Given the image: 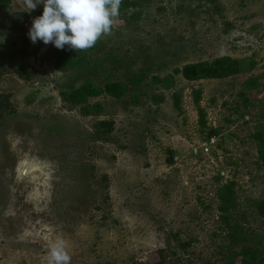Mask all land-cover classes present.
I'll return each mask as SVG.
<instances>
[{"label":"rangeland","instance_id":"rangeland-1","mask_svg":"<svg viewBox=\"0 0 264 264\" xmlns=\"http://www.w3.org/2000/svg\"><path fill=\"white\" fill-rule=\"evenodd\" d=\"M136 2L119 10L91 64L66 72L56 69L51 43L28 37L42 5L28 12L19 0L1 13L0 23L26 16L21 65L33 77L14 74L15 61L2 66L0 95L10 108L0 109V264H48L55 239L70 264H226L244 247L264 264V166L254 139L264 127V0ZM222 57L238 60L242 72L199 82L175 72ZM133 74L143 76L138 87ZM251 79L255 90L244 88ZM85 81L129 90L89 99L86 108L100 107L85 116L61 97L69 83ZM103 121L113 127L101 136ZM211 129L219 136L209 139ZM22 162L34 171L22 175ZM229 182L237 198L229 222L242 228L243 246L231 245L219 212Z\"/></svg>","mask_w":264,"mask_h":264},{"label":"trees","instance_id":"trees-1","mask_svg":"<svg viewBox=\"0 0 264 264\" xmlns=\"http://www.w3.org/2000/svg\"><path fill=\"white\" fill-rule=\"evenodd\" d=\"M14 1L19 0H0V15L3 11L9 9L11 4ZM24 1V0H22ZM213 1V0H212ZM137 5L136 0H122L119 10L123 11L131 6ZM24 16V15H23ZM23 16H18V20H13L12 25L14 26V31H22L25 27L26 20L23 19ZM20 17V18H19ZM23 23V24H21ZM10 24L4 23L0 24V30L6 28ZM99 40L96 44L86 50L75 51L65 46L64 49L55 48L56 69L60 72H66L75 69H83L91 64V59L89 58L90 53L99 46ZM26 54V53H25ZM3 66V65H0ZM12 72L16 74L20 79L29 81L33 77L32 70L27 71L22 67L21 61H15L12 63ZM176 73L182 75V77L189 82H199L203 80H223L232 76H236L242 72L241 63L238 60L232 59L230 57L218 58L211 62H200L196 64H189L184 66L181 70H175ZM6 73L3 69H0V75ZM143 80L142 74H133L130 78V83L134 87H138ZM244 88L248 90H255L258 88V84L255 80L251 79L244 83ZM128 86L124 83H108L103 87L94 85L90 81H85L83 85L79 88L74 86V83H69L66 90L61 92L62 100L65 103H68L72 106H82V113L85 116L97 115L100 105L96 103L92 110L86 108V105L91 98H98L103 94L116 99H121L128 92ZM201 90L194 91V102L198 108L199 113V125L201 129H207V116L205 111L200 107L201 101ZM243 99L246 100V95H241ZM10 97L8 95H0V109L1 108H10L9 104ZM177 111H181V102L180 99L176 96L174 101ZM95 109V110H94ZM97 110V111H96ZM113 124L111 122H100L97 127L100 128L97 133H100L102 136L107 131L112 130ZM220 131L218 129H211L209 131L208 137H217L219 136ZM102 139L100 137L96 138ZM254 139L257 143V152H258V161L261 165L264 166V127L261 130H258ZM172 159H170L171 163ZM219 200V212L221 213L222 221L225 223L226 228L229 230L228 239L232 246H243L247 242L246 236H243L242 228L238 225H231L228 214L236 208L237 198H236V183L229 182L222 186L218 193ZM259 215L264 218V202L258 205ZM186 246H183L185 248ZM238 259H241V264H261L259 262V253L256 249L252 247H244L239 252H233L227 257L226 264H235ZM137 264V263H135ZM154 264H164V261L161 260L158 263Z\"/></svg>","mask_w":264,"mask_h":264},{"label":"clouds","instance_id":"clouds-1","mask_svg":"<svg viewBox=\"0 0 264 264\" xmlns=\"http://www.w3.org/2000/svg\"><path fill=\"white\" fill-rule=\"evenodd\" d=\"M122 0H24L28 12L42 5V15L32 20L28 37L57 49L81 51L92 48L102 35L110 33L119 15ZM22 175L34 168L30 163L21 164ZM48 264H70L65 242L55 239L49 242Z\"/></svg>","mask_w":264,"mask_h":264},{"label":"flooded vegetation","instance_id":"flooded-vegetation-1","mask_svg":"<svg viewBox=\"0 0 264 264\" xmlns=\"http://www.w3.org/2000/svg\"><path fill=\"white\" fill-rule=\"evenodd\" d=\"M25 18L26 16L19 21L22 22L23 19ZM12 21L0 23V24H4V23L10 24L3 30L2 29L0 30V57L2 58V61L0 60V65L3 66L5 65L6 61L8 63L10 61L11 62L22 61L21 58H23V54L25 53L22 51L23 50L26 51L27 49V39H26L27 32L25 30V27L22 31H14L13 30L14 26L12 25ZM24 24L26 26V22ZM0 69L3 70L2 66H0Z\"/></svg>","mask_w":264,"mask_h":264}]
</instances>
